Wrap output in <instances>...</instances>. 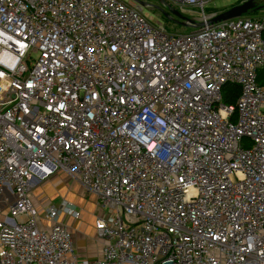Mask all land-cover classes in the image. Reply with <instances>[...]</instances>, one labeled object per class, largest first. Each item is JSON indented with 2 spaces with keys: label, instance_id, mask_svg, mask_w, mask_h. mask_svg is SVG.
<instances>
[{
  "label": "built area",
  "instance_id": "2783aa9c",
  "mask_svg": "<svg viewBox=\"0 0 264 264\" xmlns=\"http://www.w3.org/2000/svg\"><path fill=\"white\" fill-rule=\"evenodd\" d=\"M169 1L195 30L131 0H0V264H264V14ZM58 172L97 197L96 259L57 220L75 205L30 198Z\"/></svg>",
  "mask_w": 264,
  "mask_h": 264
},
{
  "label": "rangeland",
  "instance_id": "374dc122",
  "mask_svg": "<svg viewBox=\"0 0 264 264\" xmlns=\"http://www.w3.org/2000/svg\"><path fill=\"white\" fill-rule=\"evenodd\" d=\"M139 1L144 3L143 13L151 18L150 21L154 24H162L169 32H190L195 30L196 27L186 23V20H197V22H199L200 12L197 8L190 6L180 7L179 5L172 4L169 0H166L167 5L163 4L161 0ZM242 1L245 0H209L205 4L204 11L208 14H218ZM170 4L174 5L175 12H178L181 17H177L173 14L168 7ZM254 5L255 9L252 10L254 13L249 11L243 15L264 14V0H257ZM261 72L262 71H259V74H261ZM31 182L34 184L32 189L34 191L32 192L37 195L33 197L30 196V198L35 207L39 210L50 204L59 207L60 202L64 199L75 205L80 210L83 217L89 215V217H95L101 213L98 207L97 197L85 191L79 183L64 172H58L42 180L33 179ZM37 188H39V191L36 190ZM6 215L5 210H0V223L3 222Z\"/></svg>",
  "mask_w": 264,
  "mask_h": 264
},
{
  "label": "crops",
  "instance_id": "0c3cea01",
  "mask_svg": "<svg viewBox=\"0 0 264 264\" xmlns=\"http://www.w3.org/2000/svg\"><path fill=\"white\" fill-rule=\"evenodd\" d=\"M33 187L34 184L31 182L28 188V192L31 197L37 195L32 192L34 191L32 190ZM36 190L39 191V188H37ZM89 216L83 217V215L81 214V216L76 219L72 218L65 212H61L57 220L67 225L71 230L77 256L80 259L91 260L96 259L100 255V241L96 236V229L94 225L95 218L98 215H96L95 217Z\"/></svg>",
  "mask_w": 264,
  "mask_h": 264
},
{
  "label": "water",
  "instance_id": "95a60500",
  "mask_svg": "<svg viewBox=\"0 0 264 264\" xmlns=\"http://www.w3.org/2000/svg\"><path fill=\"white\" fill-rule=\"evenodd\" d=\"M131 1H134L140 4L141 6L144 5V3L139 0H131ZM255 1L256 0H245V1L240 2L239 4L233 5L229 9L214 15L209 20V23L241 16L245 14L246 12L254 9ZM174 15H176L177 17H181V15L178 12H174Z\"/></svg>",
  "mask_w": 264,
  "mask_h": 264
},
{
  "label": "trees",
  "instance_id": "16d2710c",
  "mask_svg": "<svg viewBox=\"0 0 264 264\" xmlns=\"http://www.w3.org/2000/svg\"><path fill=\"white\" fill-rule=\"evenodd\" d=\"M255 9V8H254ZM251 13H254V11H250ZM263 38H264V32H263ZM262 71L261 74L258 73V82L261 83V85L264 86V69L260 70ZM226 93L224 94V101L226 103H234L238 94V86L232 85V84H226L225 88Z\"/></svg>",
  "mask_w": 264,
  "mask_h": 264
}]
</instances>
